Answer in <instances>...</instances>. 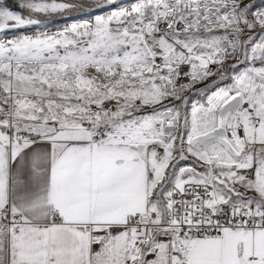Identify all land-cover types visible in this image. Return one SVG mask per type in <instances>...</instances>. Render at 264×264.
<instances>
[{
  "label": "snow or ice",
  "instance_id": "obj_1",
  "mask_svg": "<svg viewBox=\"0 0 264 264\" xmlns=\"http://www.w3.org/2000/svg\"><path fill=\"white\" fill-rule=\"evenodd\" d=\"M0 264H264V0H0Z\"/></svg>",
  "mask_w": 264,
  "mask_h": 264
},
{
  "label": "rangeland",
  "instance_id": "obj_2",
  "mask_svg": "<svg viewBox=\"0 0 264 264\" xmlns=\"http://www.w3.org/2000/svg\"><path fill=\"white\" fill-rule=\"evenodd\" d=\"M8 2L9 3H16V0H12V1L8 0ZM127 2H128V0L117 2V5L123 4V3H127ZM258 2H259V0H258ZM17 10H19V9L17 8ZM105 10H107V9H105ZM65 22H70V21L67 18L54 17L51 20L50 27L52 29H55L56 27L62 25ZM35 30H36L35 27H32V26L25 27L24 29H21V31H25V32H28V33L34 32ZM11 34H14V33H9V35H11Z\"/></svg>",
  "mask_w": 264,
  "mask_h": 264
},
{
  "label": "water",
  "instance_id": "obj_3",
  "mask_svg": "<svg viewBox=\"0 0 264 264\" xmlns=\"http://www.w3.org/2000/svg\"><path fill=\"white\" fill-rule=\"evenodd\" d=\"M121 1H125V0H117V2H121Z\"/></svg>",
  "mask_w": 264,
  "mask_h": 264
},
{
  "label": "trees",
  "instance_id": "obj_4",
  "mask_svg": "<svg viewBox=\"0 0 264 264\" xmlns=\"http://www.w3.org/2000/svg\"><path fill=\"white\" fill-rule=\"evenodd\" d=\"M12 1V0H11Z\"/></svg>",
  "mask_w": 264,
  "mask_h": 264
}]
</instances>
